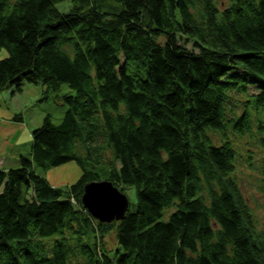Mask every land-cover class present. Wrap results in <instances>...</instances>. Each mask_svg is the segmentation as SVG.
<instances>
[{
  "label": "trees",
  "instance_id": "16d2710c",
  "mask_svg": "<svg viewBox=\"0 0 264 264\" xmlns=\"http://www.w3.org/2000/svg\"><path fill=\"white\" fill-rule=\"evenodd\" d=\"M228 1L0 0V91L74 93L0 167V264H264L225 135L264 133V0ZM68 163L80 176L65 187L36 172ZM102 180L134 188L122 220L83 206Z\"/></svg>",
  "mask_w": 264,
  "mask_h": 264
},
{
  "label": "rangeland",
  "instance_id": "374dc122",
  "mask_svg": "<svg viewBox=\"0 0 264 264\" xmlns=\"http://www.w3.org/2000/svg\"><path fill=\"white\" fill-rule=\"evenodd\" d=\"M228 3V0H217V4L221 8L226 7ZM58 8L60 11H67L69 7L65 3H61L58 5ZM6 56L7 51L5 49L1 50L0 60ZM45 90L46 87L42 84L25 82L21 92H15L14 88L0 91V113H2V110L14 113V116L16 114L21 115L22 118L18 119L17 124H19V127L23 131L20 134L17 147L6 155L8 163L11 162L12 156H17L16 161L14 164H4L3 167H17V160L21 154L29 157L32 144L31 133L42 125L46 115L52 117V122L59 124L67 108L62 101V96L70 93L74 94L66 84H62L57 91ZM243 100L244 96L237 95L234 101L238 102ZM225 135L237 151L234 177L242 191L243 197L250 206L249 208H251L255 220L261 223L264 220V194L261 190L262 160L264 158V145L261 144V141L264 138V133L259 131L257 123L254 122L251 131L244 135L234 132L231 128L226 130ZM216 138V143L218 144L223 136L220 134ZM36 172L46 177L51 185L59 187L73 184L80 176V170L73 163H68L48 171H44L41 167L36 166ZM123 193L128 196V203L131 204L130 208L133 209V202L136 201L134 188H128ZM105 238L108 248H116L117 241L114 229L110 230Z\"/></svg>",
  "mask_w": 264,
  "mask_h": 264
},
{
  "label": "water",
  "instance_id": "95a60500",
  "mask_svg": "<svg viewBox=\"0 0 264 264\" xmlns=\"http://www.w3.org/2000/svg\"><path fill=\"white\" fill-rule=\"evenodd\" d=\"M128 202V196L110 181H94L84 186L82 204L99 222L122 220L129 209Z\"/></svg>",
  "mask_w": 264,
  "mask_h": 264
},
{
  "label": "crops",
  "instance_id": "0c3cea01",
  "mask_svg": "<svg viewBox=\"0 0 264 264\" xmlns=\"http://www.w3.org/2000/svg\"><path fill=\"white\" fill-rule=\"evenodd\" d=\"M0 113V167H3L4 164H7V156L14 148L17 147L19 143V137L21 128L14 120V113L2 111ZM6 157V159H5ZM17 156H12L11 162L8 164H14ZM8 169V167H3ZM11 168V167H9ZM58 184V183H55ZM54 184V185H55ZM56 186V185H55Z\"/></svg>",
  "mask_w": 264,
  "mask_h": 264
}]
</instances>
